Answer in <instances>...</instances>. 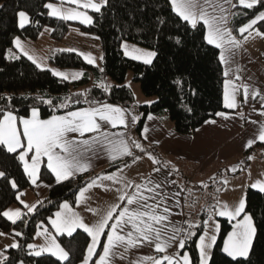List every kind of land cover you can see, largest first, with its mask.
<instances>
[{"label": "trees", "instance_id": "1", "mask_svg": "<svg viewBox=\"0 0 264 264\" xmlns=\"http://www.w3.org/2000/svg\"><path fill=\"white\" fill-rule=\"evenodd\" d=\"M53 0H0V119L11 111L19 117H29L32 109L39 110L41 117L48 118L77 108L103 102L119 104L134 110L139 115L135 133L141 137L148 115H167L174 123L175 130L182 134H192L217 113L226 111L223 104L224 74L219 50L208 44L205 26L198 23L195 28L184 21L173 10L169 0H107L99 12L90 11L91 24L66 21L52 16L47 4ZM26 11L30 23L20 27L18 13ZM264 11V3L253 8L236 5L231 26L235 34L242 37L239 29L247 25ZM71 26H77L86 34L100 38L103 49L102 68L88 64L76 52L55 50L50 61L59 68L84 69L94 74L112 79L110 89L94 85L85 91L80 86L88 84L90 78L68 81L57 77L50 69L41 68L34 61L19 52L14 44L16 38L36 40L48 27L55 41L62 40ZM253 27L264 33V21H257ZM128 41L155 51L151 64L138 62L124 55L122 43ZM9 50L16 58H9ZM129 71L134 80L141 83L147 97L155 98L148 105H136L133 90L125 84ZM51 100L49 104L47 101ZM79 101V103H77ZM67 103V108H61ZM260 146L247 150L242 158L241 168L250 165ZM157 151L156 149H152ZM17 153L7 152L0 145V229L15 234L19 247L6 250V260L0 264H80L91 243L90 235L77 230L68 236L58 235L61 246L69 252V260L61 261L50 254L35 256L32 249L37 231L42 226L50 227V219L64 202L74 204L79 191L97 173H87L57 182L51 172L43 167L40 180L51 185L45 199L37 204L34 211L25 212L15 223L2 213L18 202L21 192L31 186ZM132 157L112 166L117 168ZM239 169V170H240ZM239 172V171H237ZM14 180L16 187H12ZM214 203L213 200L210 201ZM246 213L252 216L256 234L248 257L232 258L223 251L225 240L233 223L227 218H219L221 228L213 248L209 264H264V192L252 187L246 191ZM206 212L191 229L185 240L183 252H188L191 264H201L198 240L205 228ZM107 231H105L98 252L101 251ZM21 233V235H17Z\"/></svg>", "mask_w": 264, "mask_h": 264}, {"label": "crops", "instance_id": "2", "mask_svg": "<svg viewBox=\"0 0 264 264\" xmlns=\"http://www.w3.org/2000/svg\"><path fill=\"white\" fill-rule=\"evenodd\" d=\"M84 2H86V0H80L81 5ZM93 2L100 3V0H93ZM50 3L56 5L58 8H61V10L80 9L84 11L87 10L89 11V13L90 11H95L90 8L85 9L82 6L70 4L67 2V0H65L64 3H62L61 0H53ZM212 4L220 5L225 9V12L223 14L226 15L228 19L227 27L232 30V35L240 41L239 46L232 49V52L234 54L229 56L227 64L220 60L223 67V74L225 73V71L228 72L227 76H225L224 74L223 83V104L226 108V111H223V113L226 114L227 118H225V116L217 115L215 118L204 123L194 133L182 134L175 130L174 123L167 115L156 116L150 114L145 119L141 137H139L135 133V129L139 121V115L134 110L119 104L109 102L81 107L89 108L99 107L102 104H111L124 109L126 119L128 121L127 127L118 125L117 127L113 128L111 127V125L105 124L103 125V128L110 134L114 133L118 135L120 133H123L124 139L128 140L129 142L133 155L118 157L116 160H112L107 151L106 144L104 145V147L93 145L94 150L85 154V162L90 163V167L87 171L78 172L73 177L87 173H97L98 175L91 179V181L83 187L87 189L84 194V199H81L79 191L76 202L74 204L67 202L71 206L72 211L78 214V216L82 218L85 224L91 226L100 221L112 205L120 203V196L124 192H128L129 194L133 193L135 191V185L144 184L147 185V188H155V185L159 184L160 187L156 188L155 191H145V195L155 198L154 200H148V203L152 204L153 206H155L156 203H159L160 207L159 209H157V211L160 214H164L165 207L170 209V212L167 213L168 220L164 222V224L167 225L165 232L168 236H171L173 234L174 228L181 229V231L177 234V239L171 242V247L168 248L166 254L175 256L177 259L183 257L184 255H187L190 259V264L191 257L188 252L182 251L183 248H179V240L184 239L185 235L187 233H190L191 229L197 226L198 222L200 221L199 216L201 212H205L206 207H213L211 206L213 205V203H211L210 201L213 200L215 196L214 192L219 185L212 190H207L201 185V183H203L205 186H208L209 184L213 185L214 182H217L211 181L215 178V176H218V170L212 172L214 168L213 165L218 167L221 166L220 163L230 162V164L228 165L230 173L222 177L223 182L233 179L237 174L245 173L243 174L244 176H241L243 178H240L238 180L241 181V184L239 186L241 190H244V192L245 189L247 190L248 187H252V185L256 184L258 181L264 182V147H259L257 149V155L251 158L250 165L247 168L240 169L242 158L245 152L250 148H254L260 146V144H264V142L260 141L258 138L259 130L261 126L264 125V115L261 114L264 113V99H262V97H264V33L258 28L252 27V29H250L242 37L235 34L231 26V21L234 7L236 5H240L239 0H227V2H225V0H212ZM50 11L51 10L49 9V12ZM208 11L211 12L212 9L209 8ZM216 14L220 15L218 9ZM64 20L83 23L79 19ZM73 29H75L76 34H86L82 32L77 26L69 28L68 32L73 31ZM206 35L207 27L205 26V36ZM245 37L247 38L245 39ZM62 43L64 42L60 41L59 43L54 44V46L49 49L47 58L48 67L41 68L50 69L51 71L52 69L58 68L63 73L77 71L71 68H59L51 63L50 55L53 51L69 50V48L61 46ZM212 46L216 47L215 45ZM226 47L229 46L226 45ZM217 49L219 50L220 54L221 49ZM73 52L81 55L77 50ZM226 55L228 54L226 53ZM142 62L144 63L145 61ZM237 76H239V79H237ZM226 82L227 90L230 95L233 94V85H236L239 89L234 93L237 103V107L234 109L227 108L225 105L224 97ZM241 85H248L249 95L247 99H245L244 97L243 88L240 87ZM256 90L259 91L260 95H253ZM154 101L155 98H151L148 100L141 98V101L136 105H148L153 103ZM81 108H77L71 111H75ZM67 112L55 115H65ZM31 115L29 117H19L15 115L17 117L18 127L22 129L20 118H30ZM38 115L42 120H47L52 117H41L39 110ZM133 117L136 118L135 122H133ZM149 117H151V119H149ZM210 121H215V123H210ZM145 127L148 129V132L146 134L143 132ZM94 135L96 134L86 133L83 137H79L78 134H70L69 138L71 139L75 137L77 139H89ZM145 135L147 136V139H145ZM250 140L254 141V143L249 147L247 145L248 141ZM133 141L139 142L142 146L143 151L140 148H135L134 144L132 143ZM152 149H156L157 151H153ZM159 149L171 155L174 160H178L182 163L180 167V169L183 170L182 178L179 176V174L175 173L174 170L161 163L162 161H160L158 152ZM19 151H22V149H19L17 152ZM32 155L33 153H29V161L31 160ZM131 157L133 159H131L127 163L117 168H112L113 165L127 160ZM136 157H139V159H135ZM155 161H159V163H156ZM125 165L128 166L125 167ZM43 167H46L51 172L57 182L65 181H58L56 175L51 171V169L47 167V158H42L35 184L32 183V179L26 173L31 182V186L19 194L18 203L16 204L17 206H15V208L20 209L23 214L25 212H29L28 207H26L25 205H35L36 207L37 204L45 199L49 193L51 185L40 180V175ZM155 169H159V171L157 172L155 171ZM201 174L205 177H200ZM106 175H113L118 179H98V177H103ZM184 178L186 182H184ZM93 181H95V184L92 187H88V185ZM148 181H151V183H148ZM188 182H190V186H188ZM125 183H127L129 187H125ZM218 183H220V181H218ZM200 188L204 189V191L201 192ZM224 188L225 185H223L222 189ZM253 188L259 190V188L257 187ZM21 201H24V203L22 204ZM64 203L56 213L65 211L63 208ZM123 206L124 205H121V207ZM6 210H9V207ZM56 213L50 219V227L52 228V231L49 230L47 226H42L37 231L33 244L37 246H48L51 237H54L56 242L59 243L57 236L66 234L57 232L56 228L52 225V220L56 219ZM114 222V220L109 221V224ZM157 226L163 227L164 225L162 224ZM211 229L213 232L214 230H216L214 226ZM77 230L85 231L82 228H77L76 231ZM106 230L108 231L106 234L104 245L99 254L96 256L101 239L104 235L103 234L99 238V241L95 248V254L91 257L89 264H97V262L99 261V257L103 255V248L107 244V235L110 233L111 229L110 227L106 228L104 230V233ZM126 230H131V226H128ZM233 231H231L229 234H231ZM0 233H3L2 235H0V256H2L0 258H3L6 257V250H8L9 248H13L11 247V245L18 244L19 240L15 234L7 233L3 230H1ZM228 237L229 235L227 236L225 242L228 240ZM90 244H92V237ZM212 246L208 249L210 259L213 252V249H211ZM36 250H39V247ZM117 251L123 253L124 258L121 259L119 256H116L112 258V264H138V262H140V264H152L151 260L146 259L147 257L159 258L164 255V253H159L155 250L154 243H143L137 247L129 248L126 251L123 247H120ZM42 254L53 255L51 252H44ZM87 256L88 251L86 252L85 258H87ZM55 257L58 258L57 256ZM83 261L80 264H83ZM165 264H167V262H165Z\"/></svg>", "mask_w": 264, "mask_h": 264}, {"label": "snow or ice", "instance_id": "3", "mask_svg": "<svg viewBox=\"0 0 264 264\" xmlns=\"http://www.w3.org/2000/svg\"><path fill=\"white\" fill-rule=\"evenodd\" d=\"M61 2L64 3L65 0H61ZM67 2L99 12L101 7L107 3V0H100V3H95L93 0H86L82 5L80 4V0H67ZM170 2L173 10L178 16L184 21L189 22L193 28L197 26L198 22H202L207 27V43L221 49L219 59L227 64L229 56L234 54L232 49L238 47L240 41L232 35V30L227 27L228 19L227 16L223 14L225 9L220 5H213L212 0H170ZM225 2H227V0H225ZM258 3H264V0H239L240 5L249 9L253 8ZM46 7L51 10L50 14L52 16L67 20L79 19L85 24L92 23V17L87 15L86 12H81L76 9L61 10V8H58L52 3L47 4ZM209 8L212 9L211 12L208 11ZM217 9L220 15L216 14ZM18 17L20 27H24L30 20L28 15L23 11L18 13ZM257 21H264V12H261L255 19L241 27L239 29L241 35L249 29H252ZM246 38L247 37H245V39ZM15 45L25 56H28L29 59L35 62V58L29 56L24 50L19 38H16ZM226 45L229 47H226ZM125 50L127 52V45H125ZM68 51L75 50L69 49ZM226 53L228 55H226ZM81 55L84 54L81 53ZM155 55V52H146L134 58L139 59L143 56L146 63H151V59ZM9 58H16L11 50H9ZM84 58L88 63H94V59L90 54L85 55ZM52 71L55 75L64 79L69 78L65 73L55 69H52ZM224 74L227 76L228 72L225 71ZM78 75L82 74L73 75L72 79H76ZM237 79H239V76H237ZM103 87L107 88L106 85H103ZM240 87L243 88L244 97L247 99L249 95L248 85H241ZM238 90L237 86L233 85V94L230 95L227 90L226 82L224 99L227 108L234 109L237 107L234 93ZM253 95H260V93L256 90ZM262 99H264V97H262ZM47 102L49 104L52 103L51 100ZM77 103H79V101H77ZM59 106L61 108L68 107L67 103H61ZM261 114L264 115V113ZM217 115L227 118L226 114L223 112L217 113ZM20 119L22 129L18 127L17 117L13 112L9 111L3 115V118L0 119V145L5 146L9 153H17L19 149H22V151H19L18 159L22 162L23 168L32 179L33 184L36 183L39 167L44 157L47 158V167L56 175L57 180L61 181L73 177L78 172L88 170L90 163L85 162V154L94 150L93 145L104 147L106 144L107 151L112 160H116L118 157L133 155L129 142L124 139L123 133L118 135L114 133L110 134L103 128L105 124L111 125L113 128L118 125L127 127L128 121L126 119L125 110L119 106L102 104L99 107L81 108L75 111H69L65 115H53L47 120L40 119L38 110L33 108L30 118ZM149 119H151V117H149ZM135 120L136 118L133 117V122H135ZM210 123H215V121H210ZM143 132L146 134L148 129L145 127ZM86 133H95L96 135L89 139L69 138L70 134H78L79 137H83ZM258 138L260 141L264 142V125H262L259 130ZM145 139H147L146 135ZM132 143L135 148H140L143 151L139 142L133 141ZM253 143L254 141L250 140L247 146L250 147ZM29 153H33L30 161L28 159ZM135 159H139V157ZM249 159H251V157H249ZM155 162L159 163V161ZM127 166L128 165H125V167ZM155 171L158 172L159 169H155ZM0 177H5V172L0 171ZM98 179L117 180L118 178L113 175H106L98 177ZM148 183H151V181H148ZM225 183H227V181H225ZM11 184L12 187H16L14 180L11 181ZM94 184L95 181L89 184L88 187H92ZM125 187H129V185L125 183ZM159 187V184L155 185V188H147V185L144 184L135 185V191L133 193L129 194L128 192H124L120 196V203L112 205L101 220L91 226L85 224L82 218L73 212L71 206L65 202L63 205L65 211L56 213V219L52 220V225L56 228L57 232L61 234L66 233L68 236H72L77 228H82L92 237V244L88 246V256L84 259L83 264H89L91 257L95 254V248L100 236L103 235L104 230L109 227L111 231L107 235V244L104 246L103 255L99 257L97 264H112V258L116 256L123 259L124 254L117 251L120 247H123L126 251L129 248L137 247L143 243H154L155 250L159 253H164V255L159 258L147 257L146 259L151 260L152 264H165V262H167V264H190V259L187 255L177 259L175 256L166 254L168 248L171 247V242L177 239V234L181 229L174 228L173 234L168 236L165 232L167 225L164 224V222L168 220L167 213L170 212V209L165 207L164 214H160L157 211L160 207L159 203H156L155 206L148 203V200H154L155 198L145 195V191L153 192ZM252 187H257L261 192H264V182L258 181L256 184L252 185ZM86 191V188L80 190L81 199L85 198L84 194ZM21 203L23 204L24 201H21ZM121 205L124 206L121 207ZM25 206L28 207L29 211H34L35 209V205ZM245 207L246 201L245 199H241L238 205L233 209H230L226 204L221 206L218 214L220 216H229L234 219L245 211ZM2 215L15 223L16 220L22 217L23 213L20 209H16L15 211L9 209L4 211ZM112 220L115 222L109 224V221ZM162 224L164 225L163 227L157 226ZM128 226H131V230H126ZM2 234L3 233H0V235ZM255 234L256 227L252 216L245 213L243 220L238 222L236 230L229 234L223 251L233 258L248 257ZM17 235H21V233H17ZM191 235H193V233L188 234V236ZM187 238L188 237H185L179 240V248L182 249L185 247V240ZM214 242L215 236L207 238L206 232L204 235L200 236L199 249L201 264H208V260L210 259L208 249ZM11 247H19V245L13 244ZM38 247L39 250H36ZM28 248L33 249V252L30 254L35 256H40L44 252H51L61 261L69 260V252L57 243L54 237L50 238L48 246L29 244ZM2 259L6 260L7 257H3ZM20 264H23V261H21ZM138 264H140V262H138Z\"/></svg>", "mask_w": 264, "mask_h": 264}, {"label": "rangeland", "instance_id": "4", "mask_svg": "<svg viewBox=\"0 0 264 264\" xmlns=\"http://www.w3.org/2000/svg\"><path fill=\"white\" fill-rule=\"evenodd\" d=\"M76 10L81 11V12H86L87 15L92 17V15L87 10L86 11L80 10V9H76ZM23 12H25L28 15V17L30 18L29 14L26 11H23ZM58 18H60V17H58ZM18 23H19V17H18ZM29 23H30V20L24 26L28 25ZM82 24H84V23H82ZM71 27H74V26H71ZM49 32H51V29L46 27L42 31V33L38 37V39H36V40L22 39V38L18 37L22 43L24 50L29 54V56H32L35 58V62L40 67H48L47 66V63H48L47 58H48L49 49L52 46H54V44H57L60 41L61 42L63 41L64 43H62L61 46L67 47L69 49L77 50L80 54L83 53L84 55L81 57L84 59V61L86 63H88V61L84 58V56L90 54L91 57L94 59V63H88V64H91L95 67L102 68V65H103V58H102L103 53L102 52H103V49H102L101 40L98 36L87 35V34H83V33H80L83 35H79V34H76L75 29H73V31L68 32L66 34V36L64 37V40L62 39L60 41H55L53 38H51ZM14 44H15V41H14ZM125 45H127V52L125 50ZM15 47H16V45H15ZM16 49L19 52H21L20 49H18L17 47H16ZM134 50H140V51H134ZM122 51L124 52V55L126 57H129V58L136 60L138 62L145 61V58H143V56H141V58H139V59L134 58V57L141 55L142 53H146V52H155L154 50H152L150 48L143 47V46L135 44V43H130L128 41H124L122 43ZM155 56L152 57L151 63L153 62ZM151 63H146V64H151ZM55 70L62 72L58 68H56ZM73 70H77V71H71L69 73H65L69 77L68 79H65V80L78 81V80H82V79H85L88 77L90 78V82L88 84L86 83L85 85L80 86L79 89H81L83 91H85L86 89H88L94 85H99L102 87H103V85H106L107 86L106 89H110L111 85H113L112 79L107 77V76L100 75L99 77H96L94 74H92V73H90L84 69H80V70L79 69H73ZM76 74H82V75H78V77L76 79H72V76L76 75ZM57 77L62 78L60 76H57ZM62 79H64V78H62ZM125 84L128 85L133 90V93H135L134 95H135V103L136 104L141 101V98L147 99V100L153 98V97H147L146 95H144V93L142 92V89H141V83L134 80V75H133L132 71L128 72ZM158 152H159V156H160V161H162L161 163L167 165L170 169L174 170L175 173L179 174V176L182 178L183 177V172H182L183 170L180 169L182 163L178 160H174V158L171 155L161 151L160 149L158 150ZM170 159H171V162H170ZM229 164H230V162L229 163H220L221 166H218V167L213 165L214 168H213L212 172H215L216 170H218V174H217L218 176L217 177L215 176V178L213 180H211L213 182L217 181V182H214L213 185L209 184L208 186H205L203 183H201V185L203 187H205L207 190H212L216 186L219 185L217 187L216 191L214 192V194H215L214 203L215 204L211 205L213 207H210V208L206 207L205 208V212H206V215H208V219L205 221V228L203 231L204 233H202V235H204L206 232L207 238L215 236V242L213 243V246L211 249L214 248V246L217 242L218 236H219V232H220V228H221V223H220L219 218L223 217V218H227L230 221H232L233 226H232L231 231H233V230H236L238 222L243 220V217L246 213V211H244L243 213L240 214V216L236 217L235 219L229 218V216H220L218 214L220 209H221V206H223L225 204L230 209H233L238 205V203L240 202L241 199H245V201H246V191L247 190L245 189V192H244V190H241V188L239 186L241 184V181H238L240 178H243L241 176H244L243 174H245V173H240V174L235 175V177L233 179H230L229 181L226 180L227 183L222 181V177L224 175H227L228 173H230L229 166H228ZM224 167H226V168H224ZM200 177L204 178L205 176H203L201 174ZM218 181H220V183H218ZM184 182H186L185 178H184ZM223 185H225L224 189H222ZM188 186H190V182H188ZM191 187H193V186H191ZM200 191L202 192V191H204V189L200 188ZM239 193H240V198H239ZM206 201H207V199H206ZM17 203L10 205L9 209L14 211L16 209L15 206H17L16 205ZM200 217H201V214H200L199 218ZM213 226L216 228V230H214V232L211 229ZM0 232H1V229H0ZM253 240H254V238H253ZM0 257H2V256H0ZM0 259H2V258H0ZM208 264H209V260H208Z\"/></svg>", "mask_w": 264, "mask_h": 264}, {"label": "built area", "instance_id": "5", "mask_svg": "<svg viewBox=\"0 0 264 264\" xmlns=\"http://www.w3.org/2000/svg\"><path fill=\"white\" fill-rule=\"evenodd\" d=\"M208 219V216L206 215V217H205V221Z\"/></svg>", "mask_w": 264, "mask_h": 264}]
</instances>
